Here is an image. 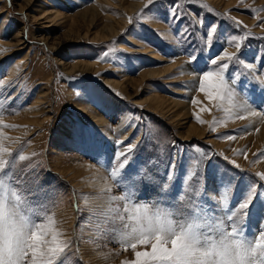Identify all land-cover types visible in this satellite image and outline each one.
Instances as JSON below:
<instances>
[{
	"label": "rangeland",
	"instance_id": "374dc122",
	"mask_svg": "<svg viewBox=\"0 0 264 264\" xmlns=\"http://www.w3.org/2000/svg\"><path fill=\"white\" fill-rule=\"evenodd\" d=\"M146 4L0 0V122L13 125L0 132L5 147L15 145L0 180L24 179L35 204L71 217L70 230L78 235L67 264H86L96 243L114 255L118 250L116 264L135 260L111 236L93 235L89 213L81 207L82 181L93 167L106 176L120 171L117 140L139 145L116 180L125 195L169 206L183 196L197 214L213 220L236 213L231 222L247 238L264 232V180L256 175L264 173V124L246 112L241 119L217 109L198 90L199 76L217 58L232 65L238 98L264 113V87L246 68L223 61L225 51L238 52L235 37L240 58L256 65V75L264 74V0ZM175 4L181 6L179 17L172 14ZM109 25L115 33L106 31ZM210 27L218 31L209 40ZM186 28L190 38L178 41ZM104 53L109 55L101 61ZM225 107H231L227 101Z\"/></svg>",
	"mask_w": 264,
	"mask_h": 264
},
{
	"label": "clouds",
	"instance_id": "9594fccd",
	"mask_svg": "<svg viewBox=\"0 0 264 264\" xmlns=\"http://www.w3.org/2000/svg\"><path fill=\"white\" fill-rule=\"evenodd\" d=\"M12 148L6 147L0 155V174L4 173ZM19 157V162L24 161ZM35 163V162H34ZM34 166V165H33ZM85 198L82 210L87 211V227L107 239L111 236L121 248L139 239L166 241L171 247L175 241L182 246L183 256L191 264H264V233L247 238L234 231L230 220H213L197 214L194 205L179 198L174 206L156 201H137L118 190L111 176L103 175L93 167L92 174L82 181ZM24 179L0 180V261L10 264L12 253L25 244H42L50 251L63 252L67 243L77 236L70 230L71 217L59 210L51 213L31 200ZM63 241V247H59ZM72 251V248L69 249ZM93 256L86 264H116L118 250L93 247Z\"/></svg>",
	"mask_w": 264,
	"mask_h": 264
},
{
	"label": "snow or ice",
	"instance_id": "6c2138e0",
	"mask_svg": "<svg viewBox=\"0 0 264 264\" xmlns=\"http://www.w3.org/2000/svg\"><path fill=\"white\" fill-rule=\"evenodd\" d=\"M155 0H147V4L145 8H149L152 4H154ZM179 4H175L172 9V14L174 16H181L179 11ZM140 17L136 18L137 22ZM129 23H133V18H129ZM202 25V21H200ZM218 31L217 27H210L207 32V38L210 40L213 37V34ZM189 29H184L180 34H178V41H184L189 39ZM232 42L235 43V47L237 48V53H228L225 51L223 53V61H232V64L241 66L248 70V75L252 76V78L262 87H264V74L256 75V65L245 63L243 59L239 56V50L241 49V44L236 42V38L232 37ZM112 51V50H110ZM109 53H104L99 59L103 61ZM197 56L195 54H190V62H196ZM212 65L211 70L204 71L202 75L198 78V90L206 93L210 100H215L216 108L220 110H224L229 112L230 115H236L238 118L243 119L244 116L239 115L240 113H248L250 116H264V113L257 112L252 109L242 98H238V93L234 87L236 81L230 79V72L232 65L227 62L218 63L217 58H213L210 61ZM225 101H227L230 108L225 107ZM193 104H197L198 101L193 98L191 101ZM204 109H201L203 111ZM2 114V113H0ZM194 118L203 123L198 114H194ZM3 127H13V125H7L0 122V128ZM215 130L214 128L212 129ZM228 140H235L236 137L232 135H228L226 137ZM3 134L0 132V155H3V150L6 147L3 144ZM117 144L121 145V151L116 153L115 159L118 162L119 172L113 170L111 172V177L113 180H117L118 175L121 170L125 168V166L129 163V157L132 156L135 150L138 148V144H133L131 142L124 144L123 141H116ZM198 153L202 156L204 153L197 150ZM239 154V153H238ZM10 156L12 153L9 154ZM264 155V153H262ZM25 159V157H21ZM227 159V158H225ZM234 167L239 168V165L235 163V161L231 162ZM260 180H264V173L256 174ZM184 197L182 196L181 199ZM223 203H227L226 200L222 201ZM248 206L247 202L240 205V208H246ZM46 211V210H45ZM236 216V213H233V216H230L228 219L231 221L233 217ZM243 214H240L239 223L243 222ZM234 231L238 227V223H233ZM264 233V232H261ZM73 241L67 243V247L64 248L63 252H60L59 249L56 251H50L45 248L42 244L34 243L31 246L25 244L23 247H19L18 250L12 253V258L10 260V264H67L66 253H69V249ZM64 242L61 241L59 247H63ZM139 245H148L150 246L149 251H138L137 248ZM131 249L134 252L135 260L130 262V264H191L190 261L184 258L182 246L178 245L177 242H173L171 247L166 241H161L159 239H151V238H143L137 240L135 243L130 246H125L123 250L127 251ZM0 264H3L0 261Z\"/></svg>",
	"mask_w": 264,
	"mask_h": 264
},
{
	"label": "bare ground",
	"instance_id": "6f19581e",
	"mask_svg": "<svg viewBox=\"0 0 264 264\" xmlns=\"http://www.w3.org/2000/svg\"><path fill=\"white\" fill-rule=\"evenodd\" d=\"M134 6V5H133ZM132 6V7H133ZM138 6V5H137ZM87 15V14H86ZM106 31L107 32H109V33H115V31H116V28L114 27V26H112V25H109L108 26V28H106ZM171 69V68H170ZM163 73H164V70L162 71ZM161 72V73H162ZM162 73V74H163ZM168 73V72H167ZM150 75H152V74H150ZM44 97H43V95L41 96V99H43ZM247 115L251 118V120L253 121V122H259V123H262V124H264V122L262 121L263 119L262 118H260L259 116H250L248 113H247ZM190 132H192V131H190ZM182 134V133H181ZM194 136V135H193ZM189 139V137H188V135H187V137H186V139Z\"/></svg>",
	"mask_w": 264,
	"mask_h": 264
},
{
	"label": "crops",
	"instance_id": "0c3cea01",
	"mask_svg": "<svg viewBox=\"0 0 264 264\" xmlns=\"http://www.w3.org/2000/svg\"><path fill=\"white\" fill-rule=\"evenodd\" d=\"M257 95H258V94H256V93H255V94H253L254 98H256V99H257ZM263 95H264V94H262L261 96H263ZM260 99H261V101H263V100H264L262 97H261Z\"/></svg>",
	"mask_w": 264,
	"mask_h": 264
}]
</instances>
